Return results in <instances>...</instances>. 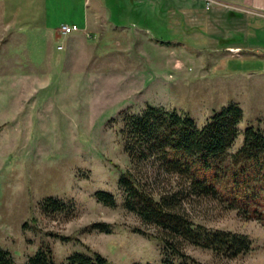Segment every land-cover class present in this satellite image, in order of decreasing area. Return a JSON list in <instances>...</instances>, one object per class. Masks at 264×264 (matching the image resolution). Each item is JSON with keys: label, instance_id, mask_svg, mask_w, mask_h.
Here are the masks:
<instances>
[{"label": "rangeland", "instance_id": "obj_1", "mask_svg": "<svg viewBox=\"0 0 264 264\" xmlns=\"http://www.w3.org/2000/svg\"><path fill=\"white\" fill-rule=\"evenodd\" d=\"M31 1L38 14L17 0H0V247L15 264H26L43 244L56 264L77 252L100 253L110 264H164V244L134 232L159 231L124 206L118 182L131 163L123 120L154 107L203 128L238 106L243 119L229 155L242 147L247 128L264 135V11L212 0L219 10L184 30L189 39L208 36L206 45L192 46L158 40L169 38L170 27L159 18L150 22L151 33L129 27L128 0ZM63 25L79 31L63 36ZM236 45L245 50H225ZM250 50L255 57H236ZM154 185L158 193L184 187L169 175ZM99 191L115 195L116 208L98 202ZM48 199L63 211L44 210ZM184 207L195 222L253 243L250 253L231 260L185 243L188 255L203 264H264L262 222L216 199L190 197ZM98 222L112 224L113 233L88 230Z\"/></svg>", "mask_w": 264, "mask_h": 264}, {"label": "trees", "instance_id": "obj_2", "mask_svg": "<svg viewBox=\"0 0 264 264\" xmlns=\"http://www.w3.org/2000/svg\"><path fill=\"white\" fill-rule=\"evenodd\" d=\"M243 111L230 106L212 117L203 128L175 112L149 107L143 113L127 115L120 130L124 150L131 163L119 178L125 208L155 227L151 236L164 244V264H203L183 250L189 243L223 259H236L252 251V240L245 234L209 228L195 222L184 209L190 197L216 199L225 207L238 210L245 219L264 224V135L253 127L244 133L242 147L233 155L229 150L239 136ZM183 182L180 191L158 193L155 185L163 176ZM98 202L116 208L115 195L99 191ZM64 205L48 199L44 210L62 212ZM27 225H25L26 227ZM112 234V224L98 222L88 230ZM63 242L74 237H59ZM0 264H15L11 254L0 247ZM26 264H56L46 244ZM65 264H110L102 254L77 252Z\"/></svg>", "mask_w": 264, "mask_h": 264}, {"label": "crops", "instance_id": "obj_3", "mask_svg": "<svg viewBox=\"0 0 264 264\" xmlns=\"http://www.w3.org/2000/svg\"><path fill=\"white\" fill-rule=\"evenodd\" d=\"M18 1L19 4L17 3ZM216 1H220L229 5L234 4L244 7L246 4H249L251 6V9L257 11H264V0H216ZM17 2L16 4L18 6L24 5L25 3L24 6L27 5L28 7H30L31 9H28V13L31 14L39 13V10L35 9L36 8L35 3L31 0H17ZM44 4H46V6L48 5V3H44ZM41 6H43V4H40V7ZM52 6L53 3L51 2L50 8H52ZM217 8L218 7L216 5H213V2L207 3L206 0H128V25L129 27L137 28L140 31H149L151 33L153 29L152 26H150V22L154 23V21H156L155 18H159L161 20L160 22L162 23V26H164L163 24L164 20L170 26L169 34H168L169 38H167L166 40L157 38L163 43H168V44L177 43V44H185L192 46L198 45L197 43H199L201 45H206V43H208L207 41L208 39H206L208 38L207 35H203L204 37L198 36L189 39L184 36V30L187 27L198 28L199 26L198 24H201L202 21L206 20L207 12L219 10V8L218 9ZM40 15H43V9H41ZM86 16H88V19L90 18L88 13L86 14ZM48 19H50V17H46L44 19V24L52 23ZM88 19H85V23H89ZM41 22L42 21L38 23L41 24ZM44 24L41 25L43 26L42 29L45 30L53 29V27ZM192 24L194 25L192 26ZM252 29L254 32H256V30H261L260 27H255ZM212 44L214 45L216 43H212ZM217 50L221 51L223 49L217 48ZM225 50H233V51L236 50V52L239 53L245 49L236 45V47L226 48ZM252 52L253 50H250V52L247 54L251 56L240 55L236 57H255L252 56Z\"/></svg>", "mask_w": 264, "mask_h": 264}, {"label": "built area", "instance_id": "obj_4", "mask_svg": "<svg viewBox=\"0 0 264 264\" xmlns=\"http://www.w3.org/2000/svg\"><path fill=\"white\" fill-rule=\"evenodd\" d=\"M208 2H211L212 0H207ZM61 31V34L63 36H67V35H70L74 32H77L79 31V27L77 25H73V26H70V25H63L60 29ZM60 49H62V47H60Z\"/></svg>", "mask_w": 264, "mask_h": 264}, {"label": "bare ground", "instance_id": "obj_5", "mask_svg": "<svg viewBox=\"0 0 264 264\" xmlns=\"http://www.w3.org/2000/svg\"><path fill=\"white\" fill-rule=\"evenodd\" d=\"M208 2V1H207ZM212 2V1H211Z\"/></svg>", "mask_w": 264, "mask_h": 264}]
</instances>
